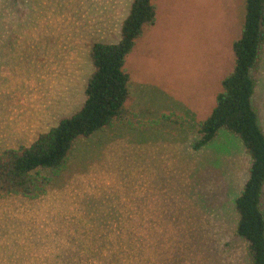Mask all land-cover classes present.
I'll return each mask as SVG.
<instances>
[{
    "label": "rangeland",
    "instance_id": "374dc122",
    "mask_svg": "<svg viewBox=\"0 0 264 264\" xmlns=\"http://www.w3.org/2000/svg\"><path fill=\"white\" fill-rule=\"evenodd\" d=\"M131 0H0V152L83 103L94 42ZM127 56L125 119L79 140L43 195L0 196V264H249L234 204L251 159L221 131L190 148L234 67L244 0H156ZM264 133V45L251 71ZM264 210V198H263Z\"/></svg>",
    "mask_w": 264,
    "mask_h": 264
},
{
    "label": "trees",
    "instance_id": "16d2710c",
    "mask_svg": "<svg viewBox=\"0 0 264 264\" xmlns=\"http://www.w3.org/2000/svg\"><path fill=\"white\" fill-rule=\"evenodd\" d=\"M156 0H131L115 43L94 42L88 58L92 66L85 99L73 114L63 117L29 146L0 152V196L37 198L49 183L41 174H58L65 168L75 144L95 132L124 120L129 97L127 56L145 28L157 17ZM264 45V0H244L241 34L232 43L235 58L231 73L221 81V91L205 119L198 123L190 143L193 151L210 145L221 131L237 137L251 159L247 180L235 199L234 234L246 243L249 264H264V133L252 105L255 68Z\"/></svg>",
    "mask_w": 264,
    "mask_h": 264
}]
</instances>
